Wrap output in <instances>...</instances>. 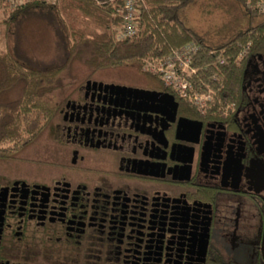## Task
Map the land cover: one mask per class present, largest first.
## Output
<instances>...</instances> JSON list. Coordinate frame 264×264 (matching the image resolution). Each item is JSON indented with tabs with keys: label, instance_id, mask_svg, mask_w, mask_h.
Instances as JSON below:
<instances>
[{
	"label": "flooded vegetation",
	"instance_id": "obj_1",
	"mask_svg": "<svg viewBox=\"0 0 264 264\" xmlns=\"http://www.w3.org/2000/svg\"><path fill=\"white\" fill-rule=\"evenodd\" d=\"M235 63L203 109L86 74L0 164V264H264V45Z\"/></svg>",
	"mask_w": 264,
	"mask_h": 264
},
{
	"label": "trees",
	"instance_id": "obj_2",
	"mask_svg": "<svg viewBox=\"0 0 264 264\" xmlns=\"http://www.w3.org/2000/svg\"><path fill=\"white\" fill-rule=\"evenodd\" d=\"M191 1L138 0L136 32L122 40H116L115 35L122 24L123 0L33 1L13 10L0 2V14L7 25L20 17L36 21L55 36L64 55L60 64L38 67L27 51H32L30 46L25 48L24 37L19 34L12 51L0 53V164L20 158L27 147L48 135L65 96L80 84L74 73L78 66L89 74L129 66L152 85L176 95L158 77L143 72L142 66L194 43L199 48L195 58L199 75L213 92L210 104H221L237 71L238 54L264 45V12L256 8L261 0H232L250 23L218 44L184 25L179 10ZM73 11L83 18L80 27L64 21L63 14ZM55 16L61 18L59 27L52 25ZM177 96L183 105L191 107L189 98Z\"/></svg>",
	"mask_w": 264,
	"mask_h": 264
},
{
	"label": "rangeland",
	"instance_id": "obj_3",
	"mask_svg": "<svg viewBox=\"0 0 264 264\" xmlns=\"http://www.w3.org/2000/svg\"><path fill=\"white\" fill-rule=\"evenodd\" d=\"M8 8L13 10L10 7ZM63 16L65 23L68 25L73 27L82 25L81 19L83 20V18L76 11L63 14ZM179 16L186 27L190 28L194 33L202 35L212 44L226 41L230 36L239 30H243L250 23L241 8L232 0H192L179 10ZM60 20L61 18L55 16L52 25L59 27ZM18 34L24 37L25 48L27 49L30 46L33 51L27 50L32 55L33 64L37 62L38 67H49L60 64L63 61L64 55L61 45L55 36L47 32L46 29L44 30L36 21L21 20L20 17L7 25L0 14V53L12 51ZM74 73L81 82L88 72L78 66L74 69ZM97 73L99 77L112 80L131 82L142 80L138 78V74L129 66L107 69ZM146 80L151 84L148 79ZM41 139L36 144L27 147L24 153L34 151L38 147L35 145Z\"/></svg>",
	"mask_w": 264,
	"mask_h": 264
},
{
	"label": "built area",
	"instance_id": "obj_4",
	"mask_svg": "<svg viewBox=\"0 0 264 264\" xmlns=\"http://www.w3.org/2000/svg\"><path fill=\"white\" fill-rule=\"evenodd\" d=\"M33 1L53 2L54 0H0L12 9ZM137 7L138 0H123L122 24L115 35L116 40H122L135 34ZM256 8L258 11L264 12V0L259 1ZM198 49L196 44L187 43L178 49L171 50L157 61L144 63L142 71L158 77L165 88L189 98L194 106L203 109L212 99L213 92L205 84L202 75H199L198 67H196L195 58ZM241 54L243 52L238 54L235 61ZM218 63L222 64L223 60ZM203 69L205 70V67Z\"/></svg>",
	"mask_w": 264,
	"mask_h": 264
}]
</instances>
